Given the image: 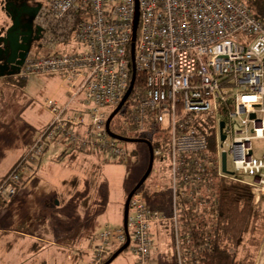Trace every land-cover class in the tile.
Instances as JSON below:
<instances>
[{
    "label": "built area",
    "instance_id": "built-area-1",
    "mask_svg": "<svg viewBox=\"0 0 264 264\" xmlns=\"http://www.w3.org/2000/svg\"><path fill=\"white\" fill-rule=\"evenodd\" d=\"M137 18L136 79L124 105L123 126L141 138L149 126L168 132V143L157 141L153 151L155 160H169L170 182L162 177L158 188L167 181L174 205L166 214L149 206L142 190L136 191L128 216L129 247L134 264H158L153 225L170 222L177 264H186L181 250L183 201L196 210L194 200L203 188L206 201L210 196L214 200L217 178L247 184L256 203L264 196V149L257 157L253 145L264 140V20L244 1L46 0L40 13L45 40L75 46L71 52L29 55L20 73L58 74L69 85V99L46 102L52 119L1 179L0 198L15 196L25 179L36 174L40 158L57 149L129 161L130 152L109 135L106 124L131 84ZM138 75L144 85L131 109ZM210 135L215 144L211 160L205 155ZM223 153L227 163L228 155L232 157L236 172L252 180L225 172ZM98 239L89 264H103L126 243L127 234L123 226L107 227ZM114 245L119 247L114 250Z\"/></svg>",
    "mask_w": 264,
    "mask_h": 264
},
{
    "label": "rangeland",
    "instance_id": "rangeland-1",
    "mask_svg": "<svg viewBox=\"0 0 264 264\" xmlns=\"http://www.w3.org/2000/svg\"><path fill=\"white\" fill-rule=\"evenodd\" d=\"M74 46L73 42L50 43L43 39L40 46L32 48L30 56H46L55 51L71 52ZM60 85L58 74L19 73L10 77H0V181L50 123L51 115L45 104L51 98L65 99V91ZM139 93L140 90L137 89L130 97L131 109L139 103ZM111 109H107L108 112ZM123 109L125 110L126 106ZM116 116L124 118L123 112ZM136 134L138 133L135 131L130 133L132 136ZM140 135L165 145L169 140L167 131L154 126L147 127ZM122 144L131 154L126 163L110 155L90 154L71 149H67L69 154L58 158V154L66 150L65 148L57 149L51 155L45 153L36 174H33L31 179V181L39 179L40 186L34 192L25 195H22L25 187H21L15 196L0 204V228L5 233L0 234V264L91 263L99 234L107 227L123 226L124 196L148 168L147 144L138 142ZM253 145L258 157L263 153L264 140H255ZM205 155L210 160L214 157L211 151H206ZM227 165L229 171L235 172L240 178L252 180L251 176L235 171L230 155ZM74 176L76 179L85 178L89 186L83 185L77 189L75 180L74 185H70L67 180ZM162 177L170 180L167 158L164 160L158 158L154 161L152 173L139 190L144 194L146 192V195L158 192ZM181 177L182 172L179 179ZM62 195L65 196V200L59 204ZM211 199L213 201L212 196L206 201L207 205L212 203ZM258 204L261 216L242 241L238 244L225 242L236 256V264H264V196ZM156 208L159 209V206ZM206 219L212 224L209 216ZM167 224L168 222H163L162 225L167 227ZM15 228L45 238L46 242L37 238L36 241L29 239L22 249L20 245L14 243L15 236L9 233ZM170 229L171 227L165 229V232ZM10 240L11 243H8ZM172 241V235L168 237L165 235L159 243L158 236H154L153 253L155 257L160 254L158 258H163L161 263L177 264ZM118 247L114 245V250ZM135 260L130 246L110 264H134Z\"/></svg>",
    "mask_w": 264,
    "mask_h": 264
},
{
    "label": "trees",
    "instance_id": "trees-1",
    "mask_svg": "<svg viewBox=\"0 0 264 264\" xmlns=\"http://www.w3.org/2000/svg\"><path fill=\"white\" fill-rule=\"evenodd\" d=\"M241 1L248 4L257 18L264 20V0ZM143 83V78L138 75L137 89L143 87ZM113 125L118 129L114 130ZM111 129L121 135L141 138L139 135L128 134L123 126V119L118 116L112 120ZM209 138V148L213 152L215 150L214 135H210ZM152 142L154 146L158 143ZM213 193L214 200L211 204H201L202 206H198V209L194 211L192 210L193 204L182 202L181 250L186 264H236V256L225 242L238 244L261 216L260 206L255 202L247 184L229 178H217L213 185ZM6 201L0 198V204H4ZM208 216L212 219V224L206 219ZM170 235L173 238V254L177 263L173 229L170 230Z\"/></svg>",
    "mask_w": 264,
    "mask_h": 264
},
{
    "label": "water",
    "instance_id": "water-1",
    "mask_svg": "<svg viewBox=\"0 0 264 264\" xmlns=\"http://www.w3.org/2000/svg\"><path fill=\"white\" fill-rule=\"evenodd\" d=\"M137 25H138V18L135 22L134 32H133V38H132V45H131V53H132V61H133V74H132V80L130 87L128 91L126 92L125 96L119 103V105L114 109V111L110 114L106 128L109 135L115 139H118L123 142H138V143H145L148 145L149 148V164L146 172L141 177V179L138 181V183L135 185V187L129 192L127 195V198L124 203V218H123V227L127 234V241L125 244H123L116 252L113 253V255L105 261L103 264H110L112 263L124 250H126L131 241L130 237V231H129V222H128V216H129V209H130V201L132 196L135 194L136 191H138L146 182L148 177L153 171L154 166V151H153V144L150 140L146 138H135V137H129L125 135H121L119 133L114 132L111 129V122L113 118L118 114V112L122 109V107L125 105V102L131 95L135 79H136V68H135V42H136V31H137ZM13 28V27H12ZM12 28H9V30L6 32V34L2 37H0V77L1 76H9V75H15L19 74L21 72V67L25 63L26 57L28 56L29 51V44L27 46L24 45L25 40L21 41L19 36L14 33L11 34ZM41 30V29H40ZM21 53V54H20ZM19 58L20 60H17ZM12 65V66H11ZM11 67H16L17 70H13ZM12 70H9V69ZM254 116V115H252ZM224 122H221V128H223ZM222 138H225V135L222 133ZM222 166L223 170L225 172L232 173L228 171L227 169V154L223 153L222 156Z\"/></svg>",
    "mask_w": 264,
    "mask_h": 264
},
{
    "label": "crops",
    "instance_id": "crops-1",
    "mask_svg": "<svg viewBox=\"0 0 264 264\" xmlns=\"http://www.w3.org/2000/svg\"><path fill=\"white\" fill-rule=\"evenodd\" d=\"M11 75H9L8 77H10ZM60 78V80H61V88L65 91V99L64 100H61V99H59V100H57L58 102H60V103H64V102H66L68 99H69V93H70V91H69V85H68V83L66 82V81H64L61 77H59ZM52 99V98H51ZM55 100V99H54ZM61 100V101H60ZM78 106H79V104H77ZM45 106H46V108L48 109V112L50 113V115H51V119H52V113H51V111H50V109L47 107V105L45 104ZM51 119H50V121H51ZM34 142V141H33ZM56 152V151H55ZM69 151L66 149V150H62L59 154H58V158H63L65 155H67V154H69L68 153ZM49 155H51V154H49ZM43 157V156H42ZM42 157L40 158V160H39V165H38V167H37V169L39 168V166H40V164H41V159H42ZM149 162V161H148ZM11 169V168H10ZM37 169H36V171H37ZM8 173V171L4 174V176L6 175ZM34 176V175H33ZM33 176H31V177H28V178H26V180L24 181V183H23V186L22 187H25V189H24V192L22 193V195H25V194H30V193H32V192H34L35 191V189H37L38 188V186H40V184H41V181L39 180V179H35V180H33V181H31V179H32V177ZM84 179V180H83ZM83 179H76V176H74V177H70L68 180H67V182H69V184L70 185H74L73 184V182H74V180L75 181H77V185H76V188L78 189V188H80V187H82L83 185H85V187H88L89 185V183L87 182V180H85V178H83ZM170 182V180L168 181V183ZM88 183V184H87ZM138 183V182H137ZM168 183H167V181H166V185H163V186H161V189L160 190H157L158 192H152V193H147V195H146V192H145V195L147 196L146 198H147V203H148V205L149 206H151V207H154V208H156V206L158 205L159 206V209L160 210H162L163 212H165L166 214H171V212H172V192L169 190L170 188H169V185H168ZM134 185L136 184V181L133 183ZM88 185V186H87ZM133 185V186H134ZM76 189V190H77ZM129 191V190H128ZM127 191V192H128ZM127 192H126V194H125V196H124V201L123 202H125V200H126V196H127ZM156 193V194H155ZM159 193V194H158ZM207 188H206V193H205V191H204V188L202 189V193L200 194V195H197L198 196V199L196 200V198H195V200L194 201H197L196 202V204H195V208L196 209H198V206H200L201 204L202 205H205L206 204V198H207ZM205 196H206V198H205ZM202 197H204V198H202ZM65 200V196H61L60 197V201H59V204L61 203V201H64ZM199 201V202H198ZM46 202V204L48 203V200L47 201H45ZM201 205V206H202ZM161 207V208H160ZM182 211H183V209L181 208V216H182ZM163 224V223H162ZM162 224H156V225H153V234H154V236H158V243H159V241H161L162 240V237H165V235H167V237H168V235H170V230L172 229V224L170 223V222H168V224H167V227H166V225H162ZM169 227H171V229L169 230V231H167V232H165V229H167V228H169ZM4 232V230H2L1 228H0V234H5V233H3ZM9 233L10 234H13L15 237H14V243H17L18 245H20V248H22L23 249V246H24V244H25V242L26 243H28L29 242V239H31V241H36V238L37 239H39V240H42V241H45L46 239L45 238H41V237H37V236H33V235H31V234H29L27 231H25V230H23V229H19V228H15V229H11L10 231H9ZM7 234V233H6ZM11 241L12 240H10L8 243H11ZM46 242V241H45ZM159 247H160V245H159ZM158 247V248H159ZM173 248V247H172ZM158 256H160V254L158 255ZM158 256H154V253H153V257H154V259L158 262V264H165V263H161V262H163V258L161 257V258H158Z\"/></svg>",
    "mask_w": 264,
    "mask_h": 264
},
{
    "label": "flooded vegetation",
    "instance_id": "flooded-vegetation-1",
    "mask_svg": "<svg viewBox=\"0 0 264 264\" xmlns=\"http://www.w3.org/2000/svg\"><path fill=\"white\" fill-rule=\"evenodd\" d=\"M45 3L46 0H0V37L13 27L10 33H16L21 41L25 40V46L29 44V56L32 48L40 46L47 35L46 28L42 26L40 20ZM11 68L17 70L16 67ZM11 68L9 70H12ZM123 108L124 106L118 114L123 112ZM113 129L117 130L118 127L113 125Z\"/></svg>",
    "mask_w": 264,
    "mask_h": 264
}]
</instances>
